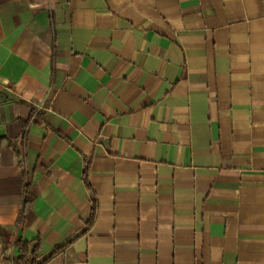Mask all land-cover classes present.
Here are the masks:
<instances>
[{"label":"crops","instance_id":"1","mask_svg":"<svg viewBox=\"0 0 264 264\" xmlns=\"http://www.w3.org/2000/svg\"><path fill=\"white\" fill-rule=\"evenodd\" d=\"M17 241L264 264V0H0V264Z\"/></svg>","mask_w":264,"mask_h":264},{"label":"trees","instance_id":"2","mask_svg":"<svg viewBox=\"0 0 264 264\" xmlns=\"http://www.w3.org/2000/svg\"><path fill=\"white\" fill-rule=\"evenodd\" d=\"M84 180H85L86 186L88 187L89 192H91L92 216H93L94 211H95L96 200H95V197H94V195H93V193H92V191L88 185L86 173L84 174ZM24 192H25L24 193V200H23L22 208H21V211L19 214L20 224L22 223V221L24 219L25 210H26L28 204H30L34 199V195H33L32 191L30 190L29 184H27L25 186ZM15 247L18 251V255L14 261L15 264H46L56 254L61 252L64 248V246L57 247L52 251V253L48 257L41 259L40 255H39V243L38 242H36V244L33 245L31 242L17 241L15 243Z\"/></svg>","mask_w":264,"mask_h":264}]
</instances>
